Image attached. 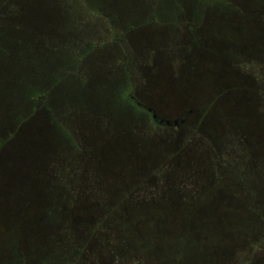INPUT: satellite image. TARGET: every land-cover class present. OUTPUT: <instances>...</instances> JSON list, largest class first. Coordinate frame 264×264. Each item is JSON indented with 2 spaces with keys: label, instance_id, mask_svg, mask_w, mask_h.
I'll use <instances>...</instances> for the list:
<instances>
[{
  "label": "trees",
  "instance_id": "trees-1",
  "mask_svg": "<svg viewBox=\"0 0 264 264\" xmlns=\"http://www.w3.org/2000/svg\"><path fill=\"white\" fill-rule=\"evenodd\" d=\"M62 1L0 0V264H264V152L229 129L238 89L218 91L223 72L251 82L249 108L264 118V51L216 35L206 47L201 26L161 24L147 0H66L78 19L65 4V48L50 45L45 9ZM221 2L237 27L253 14ZM86 18L98 34L73 27ZM185 82L203 96L187 100ZM155 96L168 118L145 101ZM34 137L49 142L43 156Z\"/></svg>",
  "mask_w": 264,
  "mask_h": 264
},
{
  "label": "rangeland",
  "instance_id": "rangeland-1",
  "mask_svg": "<svg viewBox=\"0 0 264 264\" xmlns=\"http://www.w3.org/2000/svg\"><path fill=\"white\" fill-rule=\"evenodd\" d=\"M233 1L237 4L242 3V5H244L245 7V11H252L253 12V16L252 15H247V18L244 20L242 18H237L235 19V22H237V24L239 25L238 27L236 25L233 24V20H231L232 16H235L234 11L228 6V8H226V5H222L221 0H147L146 3L149 6L152 5H157L156 7V12L157 14H154L157 19L161 22L162 20H168V21H172V20H178V21H183V16L185 15L189 21V23H195L196 26H201V29H199V33L198 36H196L197 38H199L200 40H202V42L206 45L207 44H211L213 41L215 42V40L213 39V36L216 35V37L222 38V39H227V38H234V40L238 43L241 42L242 40L245 41V43H249V45L251 46L249 49L251 51H264V25L262 26V21L261 22H255L250 21V19H253L254 17H256L257 15H262L264 16V4L262 2H264V0H261V2H258L257 0H227V2ZM71 2V1H70ZM68 6V3L66 0L60 2V3H56L52 6V8H46L45 11L52 13L54 16L51 18V22H52V26L54 28V33H56L57 30H60V37L56 39V35L53 33L52 34V39L50 40L49 44L50 45H60L62 47H64V37H63V33H64V27H65V23L66 21L64 20V15L62 17V19H59V16H57V13L59 12H64L66 11V5ZM110 4V3H109ZM108 4V5H109ZM210 7V8H209ZM27 8V7H26ZM26 8L23 6L22 9L26 10ZM69 11L72 12L74 14V20H77L78 18L76 17V15L78 13H80V9L79 6L77 4H70V6H68ZM1 9V8H0ZM188 10L187 14L185 12V10ZM23 10V11H24ZM155 12V13H156ZM185 12V14H184ZM257 14V15H256ZM262 16L258 17V18H263ZM88 19V20H87ZM186 19V18H185ZM81 22V21H80ZM78 23V21H76L73 25V27L79 31H83L88 30L90 33L93 32L94 34H98L100 32V28L94 23V21H91L89 18H86L83 23ZM163 22H161L162 24ZM183 23V30H187L190 27L187 25L186 22H182ZM192 24V25H193ZM161 28L162 25L158 26L157 28H152V30H157V36H161ZM149 31V30H148ZM155 32V31H154ZM186 33V31H185ZM152 35V33H151ZM240 39V40H239ZM156 40V38H154L151 42L152 44L155 45V51H160L161 48L158 45V42L153 43ZM213 42V43H214ZM65 48V47H64ZM248 49V48H247ZM151 61L154 62L152 65H154V68H156L157 63H163L161 58L159 57V54L157 56H152L151 57ZM113 62H115V60H113ZM159 64L158 67L160 68V66H162V64ZM169 63V67L168 70H171L173 68V64L172 62H168ZM164 65H166V62L164 63ZM212 68L209 66H205L201 72H205L208 71L209 73L211 72ZM221 70V69H220ZM224 73V72H223ZM221 74V84L223 87L219 88V92H224L229 90L228 92V99L229 97L231 98V96L233 98H236L237 95L234 94L233 92H235L237 89L239 91V96L244 99L245 102H243V106L244 107H240L237 108L238 106L234 105H229V111L233 114V116L230 117V121L232 122L231 126L229 127V129H232V131H236L238 133H240L243 138L244 141H247V139L250 141H256L255 139L257 137H259V141L258 142V150H262L264 152V118H258L259 116H257L255 114V111H251L249 106L253 107L254 104H249V102H247L249 100V94L248 89H247V84L251 87V82L246 83L245 81H242V78L239 79L238 76L235 77V79L238 80H234L233 77H229L226 73ZM167 72L165 71H161V73L155 78L157 83H158V87H157V94L159 95L158 97H162V98H167V105L170 101H173V99L175 98V95L173 93V85L170 87L169 85H164L165 84V79L167 77ZM179 76V75H178ZM234 76V75H233ZM181 75L179 76L180 79ZM210 79L213 80V78L211 76L208 77V75H206L205 79ZM217 80H214L213 82H216ZM197 90L192 92L193 90ZM199 90H201V88L199 86H197V88L193 85L190 86L189 82H185V87L183 88V93L186 96L187 100H191L194 97L198 98L200 96H203V93L200 92ZM233 91V92H231ZM179 98V97H178ZM191 98V99H190ZM159 98L157 99L156 96L153 100L147 99L145 100L147 103L151 104V106H154V108L156 109L157 113L159 115H164V112L166 113V111H164V109L162 108L161 103H159ZM184 98H181L180 102H182V108L179 110V112L184 113L185 112V106L187 105V100L183 101ZM247 102V103H246ZM251 102V101H250ZM191 103V102H190ZM252 103V102H251ZM148 105V104H147ZM166 108V107H165ZM177 108V107H176ZM250 111H249V110ZM254 109H257V106L254 105ZM178 112V113H179ZM177 113V109L176 112ZM247 117V118H246ZM165 118H168L165 116ZM218 121L221 120V118H217L215 117ZM218 129L219 130H223L225 131V129L227 128L226 123H218ZM236 129V130H235ZM222 131V132H223ZM182 131H179V133L176 134V139H180V137L182 135H184V133L182 134ZM172 135L170 134V137ZM180 136V137H179ZM34 142L37 146V150L40 151L41 156H43V151L45 149H48L49 146V142L45 140L46 144H43L41 141H38L35 137H34ZM43 144V145H42ZM166 151H169V149H167ZM167 156V155H165ZM193 165H191L190 168H192ZM205 165H202L201 160L199 161L198 164H196L195 167V172L194 175L195 177L201 178L203 175L207 174V172L205 171L206 168H204ZM82 212V210L80 209H73L70 213V216L73 219H77L81 222L82 220V214H80ZM247 255H244L243 258H246ZM104 263V262H103ZM92 264V263H91Z\"/></svg>",
  "mask_w": 264,
  "mask_h": 264
},
{
  "label": "water",
  "instance_id": "water-1",
  "mask_svg": "<svg viewBox=\"0 0 264 264\" xmlns=\"http://www.w3.org/2000/svg\"><path fill=\"white\" fill-rule=\"evenodd\" d=\"M151 111V110H150ZM149 111V112H150ZM190 114H188V116H189ZM153 118L155 119V120H157L158 118H157V116L155 115V114H153ZM184 122V120H178V121H174V122H169V121H164V120H159V123L160 124H165V125H174V126H176V125H178L179 123H183Z\"/></svg>",
  "mask_w": 264,
  "mask_h": 264
}]
</instances>
